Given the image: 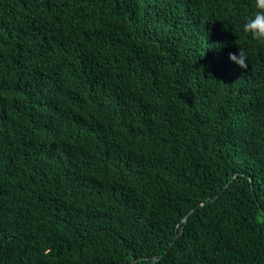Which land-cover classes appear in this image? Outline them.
Segmentation results:
<instances>
[{"label":"trees","instance_id":"obj_1","mask_svg":"<svg viewBox=\"0 0 264 264\" xmlns=\"http://www.w3.org/2000/svg\"><path fill=\"white\" fill-rule=\"evenodd\" d=\"M253 3L0 0V264H264Z\"/></svg>","mask_w":264,"mask_h":264},{"label":"clouds","instance_id":"obj_2","mask_svg":"<svg viewBox=\"0 0 264 264\" xmlns=\"http://www.w3.org/2000/svg\"><path fill=\"white\" fill-rule=\"evenodd\" d=\"M253 8L254 11L244 17L242 29L258 45L264 46V0H254ZM229 59L241 68L249 66L248 54L241 47L238 53H229ZM258 220L264 222V217L258 216Z\"/></svg>","mask_w":264,"mask_h":264},{"label":"water","instance_id":"obj_3","mask_svg":"<svg viewBox=\"0 0 264 264\" xmlns=\"http://www.w3.org/2000/svg\"><path fill=\"white\" fill-rule=\"evenodd\" d=\"M190 212H192V210ZM186 219H187V217H186Z\"/></svg>","mask_w":264,"mask_h":264}]
</instances>
